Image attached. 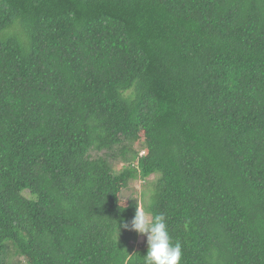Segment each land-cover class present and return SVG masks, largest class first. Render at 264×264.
Segmentation results:
<instances>
[{
  "label": "trees",
  "instance_id": "obj_1",
  "mask_svg": "<svg viewBox=\"0 0 264 264\" xmlns=\"http://www.w3.org/2000/svg\"><path fill=\"white\" fill-rule=\"evenodd\" d=\"M136 202L264 264V0H0V264H143Z\"/></svg>",
  "mask_w": 264,
  "mask_h": 264
},
{
  "label": "clouds",
  "instance_id": "obj_2",
  "mask_svg": "<svg viewBox=\"0 0 264 264\" xmlns=\"http://www.w3.org/2000/svg\"><path fill=\"white\" fill-rule=\"evenodd\" d=\"M122 227L146 237L147 253L143 264H181L182 247L173 242L163 214L153 215L136 202L133 219L124 222Z\"/></svg>",
  "mask_w": 264,
  "mask_h": 264
},
{
  "label": "rangeland",
  "instance_id": "obj_3",
  "mask_svg": "<svg viewBox=\"0 0 264 264\" xmlns=\"http://www.w3.org/2000/svg\"><path fill=\"white\" fill-rule=\"evenodd\" d=\"M135 147V146H134ZM136 148V147H135ZM134 154V152L131 151V153H129L128 157H131ZM140 155H142V152H139ZM114 163V169L116 171H120L122 169V167L124 166L122 162H120V159L118 158L117 161L113 160ZM154 176L150 177V181H152ZM146 188L142 181H131L129 183V187H127V189H124L121 194H120V200H122L123 202H125L126 200H131L133 198H135L136 200H139L141 195L145 192L146 193ZM144 190V191H143ZM153 190V188L151 189ZM147 194V193H146ZM139 205L140 202L138 203ZM147 244L146 242V237H141L138 236L137 241L135 242L134 246L136 248H140L143 247Z\"/></svg>",
  "mask_w": 264,
  "mask_h": 264
}]
</instances>
